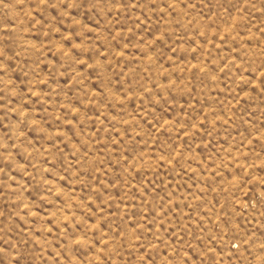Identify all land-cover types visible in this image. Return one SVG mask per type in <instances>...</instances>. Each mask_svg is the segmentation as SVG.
I'll list each match as a JSON object with an SVG mask.
<instances>
[{"label":"rangeland","instance_id":"obj_1","mask_svg":"<svg viewBox=\"0 0 264 264\" xmlns=\"http://www.w3.org/2000/svg\"><path fill=\"white\" fill-rule=\"evenodd\" d=\"M0 264H264V0H0Z\"/></svg>","mask_w":264,"mask_h":264}]
</instances>
